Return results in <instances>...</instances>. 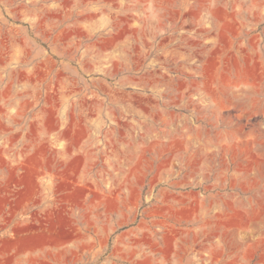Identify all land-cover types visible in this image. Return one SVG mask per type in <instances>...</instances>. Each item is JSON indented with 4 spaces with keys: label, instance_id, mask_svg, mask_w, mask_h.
I'll return each instance as SVG.
<instances>
[{
    "label": "rangeland",
    "instance_id": "obj_1",
    "mask_svg": "<svg viewBox=\"0 0 264 264\" xmlns=\"http://www.w3.org/2000/svg\"><path fill=\"white\" fill-rule=\"evenodd\" d=\"M0 264H264V0H0Z\"/></svg>",
    "mask_w": 264,
    "mask_h": 264
}]
</instances>
